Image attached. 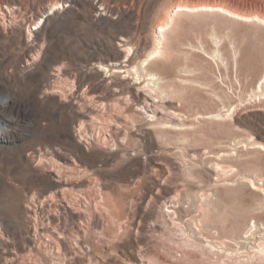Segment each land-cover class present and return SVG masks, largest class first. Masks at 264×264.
Instances as JSON below:
<instances>
[{"label":"rangeland","instance_id":"rangeland-1","mask_svg":"<svg viewBox=\"0 0 264 264\" xmlns=\"http://www.w3.org/2000/svg\"><path fill=\"white\" fill-rule=\"evenodd\" d=\"M13 1L18 24H39L0 27V264H264V0ZM83 102L127 125L99 143L84 122L80 140ZM61 155L86 169L84 212L103 215L83 232L42 205L60 190L36 161Z\"/></svg>","mask_w":264,"mask_h":264},{"label":"bare ground","instance_id":"bare-ground-1","mask_svg":"<svg viewBox=\"0 0 264 264\" xmlns=\"http://www.w3.org/2000/svg\"><path fill=\"white\" fill-rule=\"evenodd\" d=\"M7 1L8 0H0V12L2 13V15L4 17L3 20H0V27L3 28V30L8 31L15 26L20 27L19 24L21 25V27L22 26H28L29 28H32L33 24L34 25L39 24L38 21L31 20V21H33V22H31L29 19H25L23 24H21V23L18 24V22L16 21V18L10 12L12 10L11 6H9V4H4ZM15 1L16 0H14L13 2H15ZM202 8L204 10H206V9L218 10V11H220V12H222L228 16L235 18V19L247 20L250 18L248 16L240 15L238 13L232 12L226 8H223V7H211V6H205L204 5V6H202ZM55 10H57V9H55ZM182 10H190V9H189V7L184 8V6H183V7H179L177 11H182ZM44 18L45 17H42L40 19V21H43ZM256 19L260 20L261 17L256 16ZM166 26H167L166 24L162 25L159 32H164ZM32 30H36V28H34ZM122 46H126V45H122ZM159 51L160 50L155 49L144 61L146 62V61L152 60L156 54L160 53ZM116 65L121 66L119 62H117ZM124 66H126V68L128 67V65H124ZM119 69H115L114 72L121 71V73H122V72H126L128 70V69L127 70H123V69L119 70ZM135 71H136V69H135ZM53 75H55V74H53ZM148 80L157 81L158 76L154 74L152 76H149ZM144 88L141 86V82H133L130 85L129 89H131V92H129V93H130V96L132 97V99H137L138 101H141L142 99L145 100L146 105L143 108L146 109L145 112L148 115L149 108H152V104L154 101L152 99H150L144 93ZM259 89H261L260 86H259ZM61 97L63 100L65 99L64 94H62ZM83 107H84L85 111L83 110V108H81V106L77 107L78 116L82 120V122H81L82 126H80V128L78 130V133H79L78 138L80 140H85L84 137H86L85 136L86 134L83 131L84 130V122H85V125H87V124L92 125L94 127V129L98 130V135L94 136V138H96V141H98L99 143H102L104 141H113L114 140L115 136H113L110 133L109 127H112L115 130L119 129V131H120L121 128H123L127 125V123L124 122L123 116L118 115V114L114 115L111 119H109V120H107V122H105L104 117L109 115V113L106 111L105 107H103V106L101 107L100 105L87 104L86 102H83ZM100 107H101V110L99 111ZM0 109H2V105H0ZM151 113H153L154 116H158L160 114L158 111H155V110H152ZM96 120H100V121H98L97 124H95ZM100 134L103 136L100 137ZM60 159H62V160L39 159L36 161V162H38V164L44 165L47 167V170L50 172L51 178L55 182L57 189L60 190L59 195H57L56 193L54 195H51L49 198H47L43 202L42 205L49 207L52 210V212L55 211V209H56L57 214H55V218H59L61 212H63V213L69 212L70 215L81 220V225L79 226L78 232H83V230H85L83 228L84 227V221H86L85 219L88 220L87 222H92L93 224H97L99 221L100 222L102 221L103 215L99 211V209L96 207L95 211H93V213H92V216H87V214L83 210L84 208H82L85 206L84 203L86 202L84 200V198L81 195H79L78 198L73 196L74 192H76L79 188H83L82 182L85 181V178H84L85 172H83V171L86 169L82 168L78 164V162L71 156L61 155ZM90 183H91V181H90ZM100 191H101V189H100ZM100 191L97 192V194L98 193L100 194L101 193ZM87 204H88V206H86V207L87 208L89 207V209L91 210L92 209L91 204L89 202ZM97 204H98V202H97ZM43 206L38 207L36 205L29 204L27 207L31 217H36V219L35 218L34 219L37 221V223H38V217L40 214L44 216L45 223L47 221H53L54 215L53 216L46 215L45 211L43 209L44 208ZM49 212H50V210H49ZM43 225H45V224L42 223L36 229V233L40 236V238L42 240H44L45 243H47L48 245H52L54 243V241L60 242V239L63 238L62 236H60V233L57 230L51 228L50 225L45 226V227ZM253 229L255 231H257L258 226L255 224ZM251 235H253V234H251ZM260 237L262 240L264 237V234L261 233ZM259 247L260 246H258V248ZM70 248L72 249L71 246H70ZM162 260H163V262H165L166 259H164L162 257ZM147 263L152 264L150 262H147ZM125 264H146V263L139 256H135V259L133 262H129V263H125Z\"/></svg>","mask_w":264,"mask_h":264}]
</instances>
